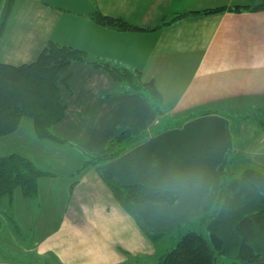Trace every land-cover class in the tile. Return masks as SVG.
I'll return each instance as SVG.
<instances>
[{"label":"crops","instance_id":"obj_1","mask_svg":"<svg viewBox=\"0 0 264 264\" xmlns=\"http://www.w3.org/2000/svg\"><path fill=\"white\" fill-rule=\"evenodd\" d=\"M262 5L15 0L5 14L2 2L0 63H34L51 41L78 48L92 60L139 73L155 86L169 117L152 132L159 113L127 81L92 63H73L62 89L66 116L53 128L65 143L39 139L28 117L0 137V156L19 154L46 174L35 198L17 189L0 199V264H158L177 244L179 227L203 216L233 157L241 137L231 114L249 118L264 110V9L250 10ZM217 9L223 10L205 13ZM95 13L139 29L102 26ZM181 13L189 14L172 21ZM238 127L250 132L247 122ZM125 131L148 135L118 157L82 169ZM251 136L264 140V130ZM111 181L170 190L177 201L141 203L127 212Z\"/></svg>","mask_w":264,"mask_h":264},{"label":"trees","instance_id":"obj_2","mask_svg":"<svg viewBox=\"0 0 264 264\" xmlns=\"http://www.w3.org/2000/svg\"><path fill=\"white\" fill-rule=\"evenodd\" d=\"M2 2L3 12L7 14L15 0H0V5ZM260 9H264V5L250 8L252 11ZM188 14H178L172 21ZM93 19L119 31L139 29L122 18L101 13L93 14ZM73 63H92L108 70L116 80L127 81L130 88L139 92L159 114L163 112L159 92L152 83L142 82L139 73L92 60L81 49L51 41L34 63L21 66L0 63V137L15 132L22 119L28 117L33 120L39 139L65 143L54 134L53 128L66 116L62 89L68 83ZM160 121L152 132L166 124ZM147 135L148 132L138 136L128 131L121 133L105 148L88 157L82 169L118 157ZM45 175L24 156H0V199L13 198L17 189H21L25 197L35 198L38 181ZM232 179L230 183L218 180L202 218L190 222L187 227H179L177 244L160 257L158 264H264V171L247 169ZM109 187L115 200L127 212L141 203L174 204L177 201L172 191L143 184L111 181Z\"/></svg>","mask_w":264,"mask_h":264},{"label":"rangeland","instance_id":"obj_3","mask_svg":"<svg viewBox=\"0 0 264 264\" xmlns=\"http://www.w3.org/2000/svg\"><path fill=\"white\" fill-rule=\"evenodd\" d=\"M159 115L161 120L160 122L165 124L169 116L164 112ZM235 115L231 114V116H233V122L235 123L236 135L238 134V136L241 137V140L239 139L238 143V140L236 139L235 145L233 146V154L231 153L233 157H231L229 163L226 162L223 169L219 173L218 178L220 181H224L225 179L228 183L233 180L232 178H238L247 169L257 168L264 171V169H262L264 168V140L260 139L257 141L251 136V134H254V131L258 134L264 130V110L259 112V115L256 113L253 115L250 114L249 118H247L248 114ZM242 122H247V128L250 132L244 130L247 132L244 133L243 131V133L240 134L238 126H240ZM195 222H198V220Z\"/></svg>","mask_w":264,"mask_h":264}]
</instances>
